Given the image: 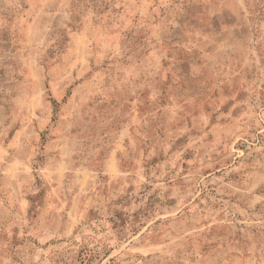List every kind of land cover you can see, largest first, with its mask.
<instances>
[{
    "label": "rangeland",
    "instance_id": "obj_1",
    "mask_svg": "<svg viewBox=\"0 0 264 264\" xmlns=\"http://www.w3.org/2000/svg\"><path fill=\"white\" fill-rule=\"evenodd\" d=\"M0 264H264V0H0Z\"/></svg>",
    "mask_w": 264,
    "mask_h": 264
}]
</instances>
